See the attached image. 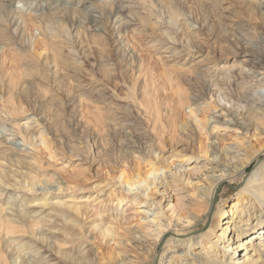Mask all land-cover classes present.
Listing matches in <instances>:
<instances>
[{"label": "rangeland", "instance_id": "1", "mask_svg": "<svg viewBox=\"0 0 264 264\" xmlns=\"http://www.w3.org/2000/svg\"><path fill=\"white\" fill-rule=\"evenodd\" d=\"M243 1L0 0L6 13H20L25 20L22 34L30 36L39 22L37 17L44 15L42 9L57 5L81 27L69 43L74 55L68 57L60 78L46 85L38 76L28 77L31 87L43 91L26 90L23 94V85H17L16 101L30 102V106H25L24 112L0 110V131L17 142L16 148L11 147L13 151H4L7 161L0 168L5 187L0 186L9 192L0 198V215L7 212L3 208L20 210L15 192L51 195L47 201L50 206L35 219L37 222L29 220V229L17 226L14 235L27 242L35 238V227L41 224L46 232L55 233L56 227L62 234L63 226L54 225L61 209L77 216L73 210L58 206L66 202L82 213V230L66 228L67 236L76 237V242L88 249L92 247L94 254L102 251L106 256L112 254L115 241L131 240L138 221L148 234H153L158 224L168 225L172 233L176 232L174 225L186 226L181 213L188 210V203L200 202L199 197H205L215 180L221 181L212 207L206 215L205 211L198 214L201 219L190 228L194 235L204 233L216 217H226L230 206L253 203L248 192L242 197L238 193L245 189L255 168L264 163V135L258 143L254 139L256 127L264 121V110L255 108V114L249 116L242 107L243 96L250 91L242 84L241 67L247 56L255 57L257 47L250 43H264V9L249 10ZM21 3H25L26 13L17 11ZM112 12L117 21L111 18ZM58 19L51 15L40 21L50 33L54 26L50 27L49 21ZM7 23L0 22V47L4 45L0 107L12 101L6 87L12 60L19 55L18 50L22 54L17 61L28 51L20 38L15 40L17 48L7 44L16 27ZM33 33L39 34L36 30ZM28 64L42 68L40 59ZM260 67L264 68V62ZM230 73L232 80L227 79ZM196 120L204 131L198 129ZM236 142L241 144L231 148ZM17 160L24 163L17 164ZM153 169H159V175L163 172L162 181L153 186L157 190L153 205L135 204L125 183L147 180ZM17 171L24 173L23 182L35 186L23 189L13 182ZM241 171L245 177L239 181ZM15 179L19 178L15 175ZM204 207L201 204L199 211ZM117 209L122 212L117 219L107 217L117 215ZM231 221L237 219L228 216L220 224L229 222V226ZM99 227H111L118 236L105 244L96 229ZM222 228L215 230L216 235ZM248 237L243 236L240 244ZM151 239H140L141 244L148 248ZM128 244L131 262L127 264H137L135 255L142 256L145 250L135 249L131 241ZM250 245L247 253L257 258L256 264L264 262L263 249L252 242ZM28 248H21L22 254L38 264ZM242 254L239 251V257ZM166 262L165 255L158 252L153 264Z\"/></svg>", "mask_w": 264, "mask_h": 264}, {"label": "bare ground", "instance_id": "2", "mask_svg": "<svg viewBox=\"0 0 264 264\" xmlns=\"http://www.w3.org/2000/svg\"><path fill=\"white\" fill-rule=\"evenodd\" d=\"M243 2L246 8L249 10H258L260 12L261 9H264V0H245ZM24 7L25 3H21V5H19L16 9L18 12H24ZM6 12L7 11L4 8L0 7V22L7 23L8 21L7 24H10L11 27L16 26L13 30V38L11 37L7 39V44L13 48H17L18 45L15 40L16 38H20L21 42L27 46L28 51H26L25 57H22V59L17 61V57L22 54V51L18 50L19 55L12 60L14 65H12L13 68H9L7 71L9 81L8 85L6 84V87L9 89L7 91L9 93V98L12 101L8 105L3 104L2 107H0V110L1 112H4L6 109L24 112L25 106L29 107L30 102L24 103L16 101L15 97L17 95L15 93V86L23 85L21 88L23 94H26V90L28 92H37L39 94L40 90L43 91V88L38 87V89L37 87H31V85L28 84L31 82V78L33 76H38L41 81L46 83V85H49L52 80L60 78L61 73L64 72L68 66V57L74 55L73 49L69 43H71L75 36L78 35L81 27L76 24L74 17L67 14V10L59 9L57 5V7L55 6L52 8L48 7L47 9H42V13H44V15L37 17L39 22L37 25H34V28L32 29V32L29 36L22 34V30L25 29L26 23L24 22L25 20L23 17L19 15L20 13L18 16L16 12ZM56 14L62 15V18L61 16L58 17ZM51 15H54L55 18L57 17V19H59L55 23L54 20L49 21L51 23H48V25L50 24V27L54 26V29L50 33H47L44 29L43 22L40 20L45 16L50 17ZM113 17L117 21V14L114 12L111 14V18ZM30 20H32L31 17ZM34 30H36V32L38 31L39 34L34 35ZM38 35L41 36V38L36 37ZM250 45L257 47L254 54L255 57L251 58V56H247L249 58H246L242 62V73L240 72L242 74V80L244 79L242 83L243 86L247 87V89L250 91L248 94H244L241 101L243 105L242 107L246 110L245 112H247L249 116L252 114L254 111L253 109L255 108H262L264 110V71L261 72V70H264V68L262 69L260 67L261 63L264 62V43H261L259 40H255L254 42L250 43ZM3 46L0 47L1 56L4 55V51L2 50ZM33 59L35 62L37 59H40L42 62L40 65L42 67L41 69H38L37 64H35V67L31 65V67H28V63L31 61L33 62ZM24 60L25 63L22 64ZM2 64L4 65V62ZM22 65H26L24 66L25 69H21ZM17 71L20 73H18V76H15ZM33 71H36V73ZM225 71L227 70H224V72ZM3 77L4 76L1 75L0 81ZM28 77H30V81H28ZM227 79L232 80L234 77L231 74ZM254 114L255 113L253 112L252 115ZM196 122L198 124V129L203 130L201 122L199 120H196ZM262 123L256 127L257 133L254 134V139L257 143L260 141L261 135H264V121ZM15 141L16 140L12 136L8 138L6 137V134L4 135L0 131V168L7 161V153L4 151L7 149L13 151L11 150V147L16 148L15 145L17 142L15 143ZM40 143L44 144V141L41 140ZM240 144V142H236L235 146L230 147L235 149L237 145ZM262 152H264V149ZM16 162L17 164L24 163L18 160ZM158 171L159 169L150 170L147 180H141L139 178L140 180L138 179L135 183H125V190L129 194L132 193V200H134L135 204L147 205L148 208L153 205V196L157 191L154 190L153 186L158 180L162 181L161 175L163 172L159 175ZM29 172H31V169H29ZM15 175L19 178L18 180L15 179ZM15 175H13V182L17 183L18 186L21 185L23 189L28 187L33 188L36 184L23 182L24 173L17 171ZM244 177L245 173L241 171L237 176V180L241 181ZM220 181V179L215 180L216 184L211 188V190L206 191L204 195L205 197H199V200H201L200 202L196 201L194 203H188V210H185L186 212L182 210L183 212L181 213V217L186 219V226H178L176 224L174 225L176 232L172 233L169 231L168 225L158 224L155 226L157 228H154V233L148 234L143 230L144 225L138 221L135 225V230L130 233L131 240L123 238V241H115V248L113 247L112 254H106V256L103 255L102 251H98L96 254H94L91 249L92 247L88 249L86 246H84V243L79 241L76 242V237L74 238L67 236V233H65L66 228L71 229V231L76 230V232L77 230H82V226H79L80 223H82V213L80 212L79 208H73L66 202H61L58 204V206L62 207L63 209L67 208L73 210L77 216L73 217L74 215L70 213H68V215L62 209L60 212L58 211L59 218L57 222H54V225L55 223H58L63 226L64 230L62 231V234L60 233L59 229H56V227L52 228L56 230L58 234L56 232H46L43 230L44 228L41 224L38 228L35 227V238L29 239L27 242L21 236L14 235V233L18 231L17 226H23L29 229V220L31 222V220L37 219L41 212L44 211L47 206H50L47 204V201L49 198H51V195H49L50 197L47 196L46 198V194L42 195V193L31 196L26 189V191L23 190V192H15L14 197L19 200L20 204H18V207L20 210L18 212H13V210L10 211V209L3 208V210L7 212L3 213V215H0V264H32V262L29 261L30 256L27 257L22 254L21 248L23 247L30 248L28 249L32 253L33 259H37L38 264H127L131 260V256L127 255L130 252V246L128 244L130 241L135 249L142 248L145 250L142 256L135 255L134 258L136 261H138L137 264H153L158 252H160L162 256L165 255V258H167V262L165 264H256L257 258L255 260L253 256L249 255L247 253V249L248 247L252 246L250 245L252 242V244L255 243L254 247L262 248L264 251V227H261L264 226V163L257 166L255 171L247 180L245 187L247 190H240L241 192L238 193V195L242 197V193L248 192L253 203L249 205H247V203H236L230 206L229 210L226 211V217L222 219L216 217L210 221L208 229L204 233L196 236L194 233L190 232V228L201 219L198 214L205 211L204 214L206 215L207 212L210 211L216 192L215 188L220 183ZM1 183L2 180H0V185L5 187V185ZM59 189H61V186ZM123 189L124 188H122V190ZM35 192H38V190ZM8 193V189H3L0 186V198L6 196ZM11 197L12 196H9L8 198ZM117 201L118 204H120L122 198L118 199ZM256 202L258 203V206L256 205ZM201 204H203L205 207L199 211L198 208ZM114 211L117 213V215L111 213L106 216L108 218L113 217V219H117L118 213L120 214L122 212L120 209ZM220 214L221 209L218 210V215ZM228 216L231 218H236L237 221H231L229 226V222L220 224L224 219H228ZM139 217V219H145L144 216ZM254 221H256L255 224H253ZM148 223L149 222H147V224ZM174 226H172V228ZM218 227H223L221 229L222 233L216 235L215 230ZM96 229H98L97 231L101 235V242H104L105 244L110 241L112 236H118L117 232L115 231V234L112 231L114 229L111 227H99ZM258 231H260V233H258ZM246 235L249 236V240L246 239L244 240V243L240 244L241 238ZM148 236L152 239L148 242L149 245L147 248L141 244L140 239H145ZM124 237H126V235ZM160 245L163 246L161 249H159ZM241 250L245 254H242L239 257V251ZM97 258H99V261L101 262H98ZM260 264H264V262H261Z\"/></svg>", "mask_w": 264, "mask_h": 264}]
</instances>
